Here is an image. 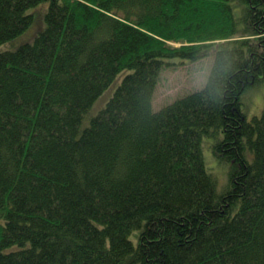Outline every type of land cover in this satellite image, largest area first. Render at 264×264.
Segmentation results:
<instances>
[{
    "label": "trees",
    "instance_id": "obj_1",
    "mask_svg": "<svg viewBox=\"0 0 264 264\" xmlns=\"http://www.w3.org/2000/svg\"><path fill=\"white\" fill-rule=\"evenodd\" d=\"M241 1L240 23L231 0H0V264H264V108L240 102L264 0Z\"/></svg>",
    "mask_w": 264,
    "mask_h": 264
},
{
    "label": "rangeland",
    "instance_id": "obj_2",
    "mask_svg": "<svg viewBox=\"0 0 264 264\" xmlns=\"http://www.w3.org/2000/svg\"><path fill=\"white\" fill-rule=\"evenodd\" d=\"M232 10L237 20L242 22V5L241 0H231ZM178 45V43H176ZM211 64V57L201 59L194 63L179 64L175 67H170L162 72L158 85L153 96L154 108H159L161 105L173 101L175 98L200 89L205 81L209 72ZM242 102L241 109L243 110L247 119L252 116L259 115L264 108V81L251 85L249 89L241 95ZM212 139L205 138L203 141L202 151L206 161L208 170L211 171L216 177L217 184H227V163H219L212 153ZM210 172V170H209ZM211 173V172H210ZM219 190H222L219 188ZM135 232L132 231V239Z\"/></svg>",
    "mask_w": 264,
    "mask_h": 264
}]
</instances>
